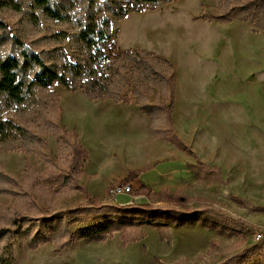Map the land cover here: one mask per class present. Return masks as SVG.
Instances as JSON below:
<instances>
[{"label": "trees", "instance_id": "1", "mask_svg": "<svg viewBox=\"0 0 264 264\" xmlns=\"http://www.w3.org/2000/svg\"><path fill=\"white\" fill-rule=\"evenodd\" d=\"M168 1L0 0V47L9 46L11 51L0 55V150L28 155L44 145L46 132L60 134L55 124L58 97L49 90L57 84L68 91L79 86L91 100L134 103L148 117L151 136L191 156L192 151L172 125V66L152 52L119 50L117 30L111 22V17L120 20L128 12H143ZM5 11L23 17L21 33L17 30L10 35L2 16ZM201 17L207 21H248L253 30L264 33V0H218V12ZM40 20L63 28L44 30ZM65 43H69L71 55L65 51ZM150 93L155 100L149 99ZM59 145L68 156L64 171L50 169L40 174L28 166L18 182L0 164V197L12 200L0 204V264H17L14 239L23 241L30 250L49 242L60 251L73 242H100L114 233L121 245L137 242L146 235L142 227L146 221L152 222L159 241L166 243L172 239L168 224H196L224 235L257 228L227 215L206 198L192 199L166 188L154 192L141 185L129 194V203L102 202L79 182L88 153L78 135L65 131ZM187 168L198 180L207 176L203 162L187 163ZM143 170H130L125 178L132 180ZM61 191H82L87 202L56 210L53 197ZM136 197L146 201L136 202ZM258 209L264 211L263 206ZM81 219L89 223L72 229ZM263 250L264 235L217 264H243Z\"/></svg>", "mask_w": 264, "mask_h": 264}, {"label": "rangeland", "instance_id": "2", "mask_svg": "<svg viewBox=\"0 0 264 264\" xmlns=\"http://www.w3.org/2000/svg\"><path fill=\"white\" fill-rule=\"evenodd\" d=\"M217 12L218 0H170L143 12H128L120 20L111 17V22L117 30L119 50L152 52L172 66L173 128L184 130L182 138L192 151L188 162H203L208 170L200 180L188 170L180 192L192 199L206 198L227 215L257 228L224 235L196 224H168L172 239L166 243L159 241L152 222L146 221L142 222L146 235L137 242L121 245L114 233L104 241H76L60 251L49 242L30 250L23 241L14 239L17 264H217L262 238L264 211L258 208L264 207V33L253 30L248 21H207L201 17ZM2 16L10 35L17 30L21 33L20 14L5 11ZM40 22L44 30L63 28ZM63 47L71 55L69 43ZM8 52L9 46L0 47V55ZM49 90L58 97L55 124L60 134L46 132L44 145L28 155L0 150L3 170L18 182L28 166L40 174L50 169L64 171L68 156L59 145V137L65 131L75 132L89 155L79 179L83 189L102 202L129 203V194L115 197L110 193V187L124 182H115L121 177L112 184L106 176H86L87 168L96 173L93 168L100 156L91 137L90 119L104 101L89 99L79 86L68 91L54 84ZM148 96L155 100L152 93ZM191 125L195 133L188 130ZM110 146L104 145L107 150ZM105 181L107 186L102 189ZM53 199L56 210L87 202L82 191H61ZM134 200L146 201L143 197ZM9 203L12 200L0 197V204ZM88 223V219H81L71 228ZM243 264H264V250Z\"/></svg>", "mask_w": 264, "mask_h": 264}, {"label": "crops", "instance_id": "3", "mask_svg": "<svg viewBox=\"0 0 264 264\" xmlns=\"http://www.w3.org/2000/svg\"><path fill=\"white\" fill-rule=\"evenodd\" d=\"M147 125L148 117L134 103L123 104L104 100L98 114L90 119L91 137L100 149V156L93 168L96 173H91L87 168L86 176L97 175L98 179L99 176H106L112 184L119 180L128 181L132 190L146 185L154 192L165 188L180 192L188 175V155L161 138L151 136ZM193 127L195 126H189L188 130L195 133ZM176 134L185 143L182 138L184 130L178 128ZM107 144L111 145L109 150L104 147ZM85 163L81 176L84 174ZM143 168L145 170L139 172L136 178H125L130 170ZM119 177L121 178L118 179ZM114 179L118 180L114 182ZM101 185L102 189H105L107 181L103 184L101 182Z\"/></svg>", "mask_w": 264, "mask_h": 264}, {"label": "built area", "instance_id": "4", "mask_svg": "<svg viewBox=\"0 0 264 264\" xmlns=\"http://www.w3.org/2000/svg\"><path fill=\"white\" fill-rule=\"evenodd\" d=\"M132 186L128 181L121 182V185L111 187L110 190H115V197L120 194H130Z\"/></svg>", "mask_w": 264, "mask_h": 264}, {"label": "bare ground", "instance_id": "5", "mask_svg": "<svg viewBox=\"0 0 264 264\" xmlns=\"http://www.w3.org/2000/svg\"><path fill=\"white\" fill-rule=\"evenodd\" d=\"M118 185H121V184L118 183V184H115L114 186H118ZM114 186H113V187H114ZM110 188H111V187H110ZM110 193L113 194V195H115V190H110Z\"/></svg>", "mask_w": 264, "mask_h": 264}]
</instances>
